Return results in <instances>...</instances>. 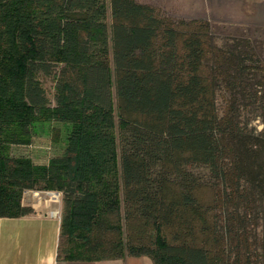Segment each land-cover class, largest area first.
I'll use <instances>...</instances> for the list:
<instances>
[{
    "label": "trees",
    "instance_id": "trees-1",
    "mask_svg": "<svg viewBox=\"0 0 264 264\" xmlns=\"http://www.w3.org/2000/svg\"><path fill=\"white\" fill-rule=\"evenodd\" d=\"M50 122L59 156L10 154ZM26 191L61 193L64 261L264 264L257 41L135 0H0V217L33 214Z\"/></svg>",
    "mask_w": 264,
    "mask_h": 264
},
{
    "label": "rangeland",
    "instance_id": "rangeland-1",
    "mask_svg": "<svg viewBox=\"0 0 264 264\" xmlns=\"http://www.w3.org/2000/svg\"><path fill=\"white\" fill-rule=\"evenodd\" d=\"M135 1L152 7L158 15L170 20L202 19L208 21L213 31L219 35L247 36L254 39L264 63V0ZM65 131L64 126L57 122L36 125L31 143L27 146L12 147L10 154L13 157H29L34 164H47L50 158L62 153ZM40 197L33 199L49 200L45 194ZM204 198L209 200L210 194L204 193Z\"/></svg>",
    "mask_w": 264,
    "mask_h": 264
},
{
    "label": "crops",
    "instance_id": "crops-1",
    "mask_svg": "<svg viewBox=\"0 0 264 264\" xmlns=\"http://www.w3.org/2000/svg\"><path fill=\"white\" fill-rule=\"evenodd\" d=\"M23 203L29 204L34 213L0 217V264H152L145 256L90 262L64 261L58 258L61 200L58 203L34 200L26 194Z\"/></svg>",
    "mask_w": 264,
    "mask_h": 264
},
{
    "label": "built area",
    "instance_id": "built-area-1",
    "mask_svg": "<svg viewBox=\"0 0 264 264\" xmlns=\"http://www.w3.org/2000/svg\"><path fill=\"white\" fill-rule=\"evenodd\" d=\"M29 195L32 198L40 199L42 194H45L47 197H49L47 201L50 202H56L58 203L61 200V193L60 192H52V191H26L24 192V195ZM55 215H58L57 212H55Z\"/></svg>",
    "mask_w": 264,
    "mask_h": 264
}]
</instances>
